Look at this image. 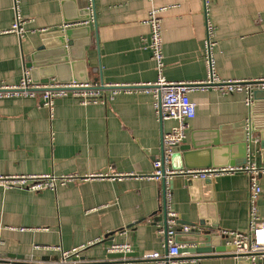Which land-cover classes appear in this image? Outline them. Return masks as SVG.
<instances>
[{
    "label": "crops",
    "instance_id": "obj_1",
    "mask_svg": "<svg viewBox=\"0 0 264 264\" xmlns=\"http://www.w3.org/2000/svg\"><path fill=\"white\" fill-rule=\"evenodd\" d=\"M89 3L90 0H0V30L12 26L16 8L27 20L22 37L0 34V82L18 83L26 56L41 44L40 35L63 28L66 20L82 16ZM155 4L167 7L162 16L163 73L168 80L199 81L207 77L203 57L207 19L216 28L214 56L220 78H264V0H209L207 11L205 0H155ZM94 5L93 43L87 48L89 81L95 85L154 83L158 71L146 47L150 35L145 22L149 2L94 0ZM54 79L57 80L51 78ZM246 95L224 94L216 89L193 91L190 96L197 105L196 116L190 120L187 138L181 144L190 143L193 137L201 138L205 131L245 119L250 108ZM176 123L174 119L159 118L154 97L145 86L120 92L106 104H81L75 98H58L53 109L41 99H1L0 173L83 176L125 172L134 176L122 180L78 179L56 190L0 186V264H42L34 256H48V262L54 264L53 258L60 252L50 248L71 250L100 238L114 244L130 243L140 253L162 249L165 241L155 221L164 203L162 182L142 176L153 172L154 161L162 154L163 133ZM227 154L231 156L232 150H227ZM252 154L259 165L257 149ZM170 164L173 168L172 158ZM185 179H173V206L179 220H195L198 203L192 200ZM257 181L264 188V172ZM214 195L218 233L247 232L248 174L218 176ZM258 210L263 216L262 197ZM106 242L88 247L81 259L104 256ZM233 254V250L181 253L172 264H264L250 263L248 258L239 259ZM126 264L162 263L136 260Z\"/></svg>",
    "mask_w": 264,
    "mask_h": 264
},
{
    "label": "built area",
    "instance_id": "obj_2",
    "mask_svg": "<svg viewBox=\"0 0 264 264\" xmlns=\"http://www.w3.org/2000/svg\"><path fill=\"white\" fill-rule=\"evenodd\" d=\"M17 1V0H16ZM150 4L146 24L149 26L150 35L147 39L146 47L151 51V57L156 63L158 78L154 83L144 85L154 97V108L156 114L161 120L174 119L177 123L162 136V154L154 161V170L151 174L142 176L157 181H166V197L168 205L171 204V191L169 182L175 176L184 175L188 178H214L224 174H233L236 172H246L250 179V229L247 232L224 231L229 243L235 245L233 251L237 255H244L252 262L264 261V215L259 214L258 200L260 197L264 200V188L258 183L257 176L264 172V164H257L252 160V151H248V161L244 165L224 166L216 168L202 169H173L170 160L174 154V148L183 143L187 138L189 122L196 116V102L191 99L190 94L195 90L216 89L224 94L235 92H246V104L251 106L253 103V91L256 88H264V78L256 80L249 79H221L216 72L214 48L216 45V28L213 22L207 19L206 35L203 46V57L205 60L207 77L199 81H170L164 73V36H163V12L166 6L155 4V0H147ZM17 7V2H16ZM209 7V0H205L206 11ZM91 14L90 21L94 22L95 5L94 0H90L88 6ZM89 22L88 20L86 21ZM27 20L18 12L12 26L9 29L0 30V34L14 33L19 37L25 35ZM144 86L129 84H92L86 82H59L58 80H49L48 82H36L32 78L31 70L24 63L21 79L16 84L0 82V100L7 98H35L41 99L50 109L54 108L58 98H75L81 104L102 103L114 99L120 92H133ZM145 89V88H144ZM134 176L132 173L114 172V173H93L86 175L79 174H3L0 173V186L4 189L23 188L30 191H41L43 189L56 190L58 186L67 185L78 179L91 178H110L113 180H122L126 177ZM178 215L174 212L168 213L167 245L168 252L164 251L165 243L162 249H148L142 253L138 252L136 256L124 258H104L96 257L88 260L81 259V253L88 247L96 243H101L104 238L95 242H89L71 250H63L60 246L50 249L60 252V263L70 264H126L129 260H152L162 264L168 259L170 264L175 262V258L180 255V246L175 242L176 228L178 225ZM24 229V228H22ZM189 225H182L183 231H189ZM161 236L165 235L163 228L158 229ZM40 247V246H37ZM131 253L135 252L132 244L119 243L107 247V253ZM106 253V254H107ZM105 254V255H106ZM11 264H19L17 261H11ZM21 264V263H20Z\"/></svg>",
    "mask_w": 264,
    "mask_h": 264
},
{
    "label": "water",
    "instance_id": "obj_3",
    "mask_svg": "<svg viewBox=\"0 0 264 264\" xmlns=\"http://www.w3.org/2000/svg\"><path fill=\"white\" fill-rule=\"evenodd\" d=\"M82 14L76 19L66 20L63 28L49 30L40 35L41 44L30 55L26 56V65L30 68L34 81L48 82L51 78H56L59 82L89 81L87 48L93 43L94 22L90 21L89 8L82 11ZM255 134H258V137ZM257 142L259 146H256ZM254 149H257L259 154V163L264 164V88H256L253 91V103L249 108L248 116L242 121L234 125H222L217 130L205 131L201 138L193 137L190 143L177 145L172 156L173 169H202L244 165L248 161V151L253 152ZM227 150H232L231 156H228ZM178 159L179 163H175V160ZM252 160L255 161V158H252ZM161 182L164 203L161 208V215L155 219L158 223H154L158 224V229L163 228L165 232V235H163L165 241L164 251L167 253L168 213L175 211L173 206L174 188L173 180H171L168 184L172 196L171 204L168 205L166 197L167 183L164 180ZM184 182L189 192H191L192 200L198 204L195 211V220H178L179 226L176 228L175 242L180 244L179 253L234 251L236 249L235 245L227 242V240L224 241L227 239V235L223 232L222 234L218 233L219 224L214 195L216 177L203 179L186 177ZM208 215L211 217L210 220L207 219ZM182 225L191 227L189 233H186L187 235L182 230ZM108 236L109 234L106 237ZM104 242H106L105 239L102 243ZM106 244L111 246L114 243L110 241ZM136 255H138V252L126 254L112 252L101 258L116 259ZM233 255L239 259L246 258L244 255ZM199 257L201 256H193L195 259ZM33 259L43 261L42 264H51L48 262V256H34ZM179 259V256L175 258L176 261ZM59 260L60 256H56L53 258V261H55L53 263L70 264L60 263ZM249 262L252 263L250 259ZM19 263L22 264V262ZM164 264H170L169 260L165 259Z\"/></svg>",
    "mask_w": 264,
    "mask_h": 264
}]
</instances>
